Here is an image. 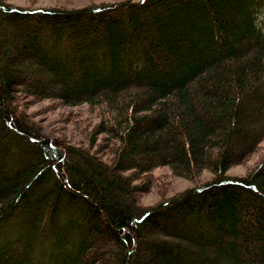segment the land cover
Here are the masks:
<instances>
[{
  "label": "trees",
  "instance_id": "1",
  "mask_svg": "<svg viewBox=\"0 0 264 264\" xmlns=\"http://www.w3.org/2000/svg\"><path fill=\"white\" fill-rule=\"evenodd\" d=\"M22 94L98 107L110 161ZM262 139L264 0H0V264H264ZM160 166L213 176L144 207Z\"/></svg>",
  "mask_w": 264,
  "mask_h": 264
},
{
  "label": "rangeland",
  "instance_id": "2",
  "mask_svg": "<svg viewBox=\"0 0 264 264\" xmlns=\"http://www.w3.org/2000/svg\"><path fill=\"white\" fill-rule=\"evenodd\" d=\"M122 0H10L18 6L32 8H77L86 5H94L106 2H119ZM139 1V0H135ZM18 108L29 115V118L42 127L41 130L51 138L77 147H90L92 151L104 160L113 156L112 141L108 140L106 134L93 135L94 128L101 119V110L88 104L75 106L66 105L58 99L34 100L32 97L22 94L18 99ZM257 149L242 163L229 169L228 174L233 176H244L249 170L259 165L264 157V139L257 145ZM152 186L140 197V203L144 207L155 205L160 200L173 197L174 194L188 187L205 182L212 178L213 172L205 169L199 175L191 177L188 175L175 174L169 166L154 168ZM140 181V180H138Z\"/></svg>",
  "mask_w": 264,
  "mask_h": 264
}]
</instances>
